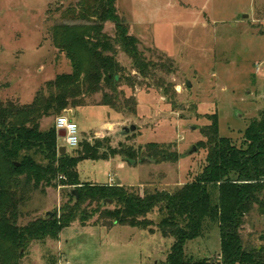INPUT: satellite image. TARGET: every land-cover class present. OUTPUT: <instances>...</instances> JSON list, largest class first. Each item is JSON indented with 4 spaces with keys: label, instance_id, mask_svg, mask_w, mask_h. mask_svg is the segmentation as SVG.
<instances>
[{
    "label": "rangeland",
    "instance_id": "rangeland-1",
    "mask_svg": "<svg viewBox=\"0 0 264 264\" xmlns=\"http://www.w3.org/2000/svg\"><path fill=\"white\" fill-rule=\"evenodd\" d=\"M79 1L0 0V103L29 104L47 82L72 70L70 59L52 41L51 29L74 22L64 14ZM116 6L147 56L155 58L163 52L173 59L175 71L166 74V80L175 94L170 101L153 80L133 88L122 84L126 96L136 97L133 115L95 105L101 93L93 95L90 105L76 110L80 133L93 131L80 134V139L94 142L108 137L113 147L120 142L138 147L155 141L170 144L180 159L133 167H120L117 160L85 159L77 166L79 177L82 182L103 184L114 173V181L118 175L125 184L142 182L173 190L194 180L206 164L208 150L201 146L206 139L201 128L210 124L208 115L217 113L220 135L243 146L244 131L264 110V0H117ZM105 31L113 37L114 24L108 22ZM117 55L126 72L135 75L131 59L122 51ZM55 121L54 116L45 118L43 127ZM122 122L128 127L135 124L136 129L120 135ZM105 123L114 124L107 130ZM66 190L63 186L38 188L23 205L20 223L53 216L67 200ZM149 217L157 221L159 216L155 211ZM243 229L247 239L253 223L248 221ZM129 230L133 238H128ZM134 230L124 225L112 230L72 225L56 240L32 242L24 263L160 264L166 259L172 238H164L159 231ZM201 234L187 241L185 251L197 259L208 257L212 264L221 251L219 223L206 217Z\"/></svg>",
    "mask_w": 264,
    "mask_h": 264
},
{
    "label": "trees",
    "instance_id": "trees-1",
    "mask_svg": "<svg viewBox=\"0 0 264 264\" xmlns=\"http://www.w3.org/2000/svg\"><path fill=\"white\" fill-rule=\"evenodd\" d=\"M116 2L81 0L69 6L64 17L74 22L55 24L51 35L70 59L72 70L47 82L29 104L0 103V264H25L32 242L56 240L76 222L159 231L173 239L160 264H209L208 257L197 259L185 251L187 241L202 235L206 217L219 223L221 259L212 264H264V110L244 131L243 146L220 135L217 113L208 115L210 124L201 128L206 137L201 146L208 150L206 164L194 180L173 190L82 182L77 169L85 159L118 157L130 166L177 163L180 154L170 144L151 141L135 147L120 142L113 147L108 137L94 142L85 138L72 152L60 154L56 121L43 127V119L90 105L89 99L100 93L95 105L136 114V97L126 96L122 84L133 88L153 80L170 101L174 97L175 89L166 80V74L175 71L173 59L163 52L155 58L147 56ZM108 22L115 26L113 37L105 31ZM119 51L131 59L135 75L126 72ZM50 186L67 188L60 209L53 216L20 223L23 205L38 188ZM73 189L78 190V198ZM155 211L157 221L149 217ZM248 221L254 230L246 239L243 228Z\"/></svg>",
    "mask_w": 264,
    "mask_h": 264
},
{
    "label": "built area",
    "instance_id": "built-area-1",
    "mask_svg": "<svg viewBox=\"0 0 264 264\" xmlns=\"http://www.w3.org/2000/svg\"><path fill=\"white\" fill-rule=\"evenodd\" d=\"M69 111V110H68ZM57 129H64L65 137L62 139L64 140L67 149L77 148L81 142L80 139V130L79 124L67 114H63L56 118ZM221 259V256H218V260Z\"/></svg>",
    "mask_w": 264,
    "mask_h": 264
},
{
    "label": "crops",
    "instance_id": "crops-1",
    "mask_svg": "<svg viewBox=\"0 0 264 264\" xmlns=\"http://www.w3.org/2000/svg\"><path fill=\"white\" fill-rule=\"evenodd\" d=\"M80 109V108H79ZM77 110V109H76ZM76 110H72L73 111V113H72V118L74 119L75 118V114H76ZM70 116V115H69ZM124 122H122V124H123ZM114 123H105V125L103 126V127H105V126H107V130H109V127L108 126H111V125H113ZM123 128L125 127L124 126V124H123V126H122ZM97 131V130H96ZM95 131V132H96ZM94 132V133H95ZM85 133H87V132H85ZM85 133H80V134H85ZM91 133H93V131H90V133H87V134H91ZM120 135H122L121 133H120ZM67 152H68V149H67ZM110 160H117L118 162H119V166L120 167H123V166H128V167H133V166H130V165H128L125 161H123V159L122 158H120V157H118V158H111ZM137 166V165H136ZM117 177V179H116V181H114V173H110V180H109V182H107L106 184H113V183H117L118 182V180L120 179V181H121V184H124V185H126V186H136V185H138V184H141L142 182H140V183H137V184H135V185H131V184H125L124 183V181H123V179L120 177V176H116ZM92 225H94V224H92ZM73 226H75V227H79V225H76V224H74ZM117 226H115V227H113V228H110V229H108V230H112V229H114V228H116ZM128 227H130V226H128ZM104 228H106V227H104ZM132 229H137V228H135V227H131ZM140 229V228H139ZM134 230V231H135ZM141 230H144V229H141ZM131 230H129V234L127 235L128 236V238H133L134 236V233H132V232H130ZM147 233H149V234H151L149 231H147V230H145ZM153 233H156V232H153ZM131 236V237H130Z\"/></svg>",
    "mask_w": 264,
    "mask_h": 264
},
{
    "label": "water",
    "instance_id": "water-1",
    "mask_svg": "<svg viewBox=\"0 0 264 264\" xmlns=\"http://www.w3.org/2000/svg\"><path fill=\"white\" fill-rule=\"evenodd\" d=\"M72 113H73L72 109L68 111V114L70 115L71 118H72ZM135 129H136V125H135V124H134V125H131V126H129V127H128V126H125V127L121 130L120 133H121L122 135H126V134H128V133H130V132H134ZM58 136H59V138H63V137H65V131H64V129H59V130H58ZM194 149H195V148H194ZM66 152H67V146H66V145H60V147H59V153H60V154H65ZM117 183H118V184L121 183L120 179L118 180ZM72 192H73L74 195H76L77 198L79 197V193H78V190H77V189H73Z\"/></svg>",
    "mask_w": 264,
    "mask_h": 264
}]
</instances>
